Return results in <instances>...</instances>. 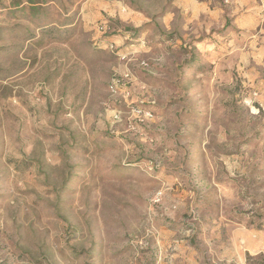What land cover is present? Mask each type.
Listing matches in <instances>:
<instances>
[{
    "label": "rangeland",
    "instance_id": "rangeland-1",
    "mask_svg": "<svg viewBox=\"0 0 264 264\" xmlns=\"http://www.w3.org/2000/svg\"><path fill=\"white\" fill-rule=\"evenodd\" d=\"M0 264H264V0H0Z\"/></svg>",
    "mask_w": 264,
    "mask_h": 264
},
{
    "label": "built area",
    "instance_id": "built-area-1",
    "mask_svg": "<svg viewBox=\"0 0 264 264\" xmlns=\"http://www.w3.org/2000/svg\"><path fill=\"white\" fill-rule=\"evenodd\" d=\"M103 28H101L102 30ZM142 45H145V41H141ZM110 48L112 51H114L115 47H114V44H110ZM126 81H129V75L128 74H124L122 76H120L119 78H116L112 81V84H111V89L113 91H116L118 90L119 87H122Z\"/></svg>",
    "mask_w": 264,
    "mask_h": 264
}]
</instances>
